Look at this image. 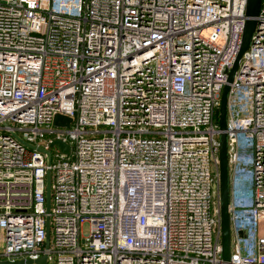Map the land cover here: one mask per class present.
<instances>
[{
    "label": "built area",
    "instance_id": "obj_1",
    "mask_svg": "<svg viewBox=\"0 0 264 264\" xmlns=\"http://www.w3.org/2000/svg\"><path fill=\"white\" fill-rule=\"evenodd\" d=\"M246 10L0 0V260L224 264L217 110ZM226 132L230 263L264 264V0Z\"/></svg>",
    "mask_w": 264,
    "mask_h": 264
},
{
    "label": "water",
    "instance_id": "obj_2",
    "mask_svg": "<svg viewBox=\"0 0 264 264\" xmlns=\"http://www.w3.org/2000/svg\"><path fill=\"white\" fill-rule=\"evenodd\" d=\"M262 6V0H247V19L245 23L244 33L241 48L237 55L236 61L229 72L228 82L222 91L221 105L217 110V122L220 127V189H221V216H222V247H223V260L224 264H231V217H230V168H229V153H228V136H227V117H228V100L231 89V83L234 80L235 73L239 67L240 60L244 53L250 47L256 29L259 24V16ZM71 118L57 114L54 120L56 125L69 126ZM27 146L36 148L34 145L23 141ZM53 145L61 147L62 151L69 152L70 147L61 139H56ZM50 183H51V172L47 174V208H50ZM245 231L241 232V235H245ZM51 240L50 223L48 219L47 223V240L46 247H49ZM48 257L43 255L37 260L26 259V260H0V264H47Z\"/></svg>",
    "mask_w": 264,
    "mask_h": 264
},
{
    "label": "rangeland",
    "instance_id": "obj_3",
    "mask_svg": "<svg viewBox=\"0 0 264 264\" xmlns=\"http://www.w3.org/2000/svg\"><path fill=\"white\" fill-rule=\"evenodd\" d=\"M260 226H261V230H260V233L261 234H264V220H262L261 222H260ZM87 229H88V226L86 225L85 226V231H87ZM241 234V233H240ZM2 250V246H1V244H0V251Z\"/></svg>",
    "mask_w": 264,
    "mask_h": 264
},
{
    "label": "crops",
    "instance_id": "obj_4",
    "mask_svg": "<svg viewBox=\"0 0 264 264\" xmlns=\"http://www.w3.org/2000/svg\"><path fill=\"white\" fill-rule=\"evenodd\" d=\"M0 244H1V246L3 244V241H2V233H0Z\"/></svg>",
    "mask_w": 264,
    "mask_h": 264
}]
</instances>
